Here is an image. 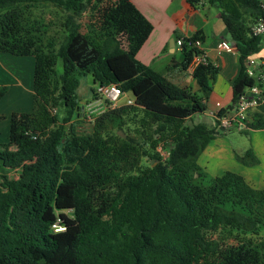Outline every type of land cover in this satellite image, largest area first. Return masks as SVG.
<instances>
[{"label":"trees","instance_id":"trees-1","mask_svg":"<svg viewBox=\"0 0 264 264\" xmlns=\"http://www.w3.org/2000/svg\"><path fill=\"white\" fill-rule=\"evenodd\" d=\"M200 1L187 0L192 7ZM239 1L254 15L251 24L218 6L240 64L233 102L253 83L244 61L259 50L261 36L249 30L263 15L260 0ZM39 2L64 13L57 48L27 17ZM151 30L130 0H0V51L35 59L33 108L10 115L8 140L0 143V264H264L263 243L246 236L258 234L264 220V189L232 171L202 183L197 158L216 130L181 123L207 109L217 70L197 65L196 91L169 80L136 58ZM196 38L200 33L182 43L181 69L198 53ZM86 75L133 98L101 113L94 132L76 119ZM7 90L0 86V98ZM137 107L141 125L154 126V138L170 133L172 146L165 160L154 155L146 168L125 175L124 164H138L137 143H117L98 129ZM251 125L264 129V108ZM237 159L256 162L250 150ZM226 201L248 213L224 208Z\"/></svg>","mask_w":264,"mask_h":264},{"label":"crops","instance_id":"crops-1","mask_svg":"<svg viewBox=\"0 0 264 264\" xmlns=\"http://www.w3.org/2000/svg\"><path fill=\"white\" fill-rule=\"evenodd\" d=\"M130 1L152 24L151 33L136 54L140 62L165 75L179 86L196 91L197 85L191 76L192 71L189 68H180L183 55L175 40L180 36H191L198 32L202 38L201 47L208 63L217 70L206 102L207 109L195 114L198 115L196 121H191L192 125L204 123L207 127L216 130L213 138L208 141L197 158L201 171L205 173L202 169L211 170V167L222 170L220 174L212 177L232 171L241 175L252 188L263 190L264 129H255L251 124L255 122L259 113L263 114L264 103L249 113L248 128L243 131L249 132L251 147L243 153L232 150L219 140V130L223 129L219 128L217 122L207 114L209 110L226 108L233 103L232 84L240 71L237 49L236 52H226L217 48V43L223 39L233 43L221 19L219 7L239 16L248 24L255 20L254 15L245 13L239 0H211V2L201 0L196 7H192L187 0ZM260 1L264 6V0ZM251 56L264 59V34L261 35L258 52ZM34 65L35 59L32 55H14L0 51V86L8 87L5 95L0 98V143L8 140L10 115L13 112H30L33 108ZM193 116L185 120H192ZM247 150L252 152L256 159L255 163L247 164L237 159V156H243ZM231 167L233 170L238 169V172L229 169Z\"/></svg>","mask_w":264,"mask_h":264},{"label":"rangeland","instance_id":"rangeland-1","mask_svg":"<svg viewBox=\"0 0 264 264\" xmlns=\"http://www.w3.org/2000/svg\"><path fill=\"white\" fill-rule=\"evenodd\" d=\"M27 17L29 20L37 21L41 29L43 30V39L44 43L47 42V39L53 38L57 44H55V48L58 47V43L63 38V28L61 26V22L64 17V13L61 9L55 7L52 4L39 2L35 6L31 7L27 12ZM88 16H83L81 18L82 25L84 26L87 22ZM84 30V29H83ZM85 31V30H84ZM55 70L57 73L61 70V61L57 60V64L55 66ZM95 84L92 81L90 75H86L80 78V85L77 89L78 93V115L77 120L81 130L86 132H94L95 131V121L96 118L107 110L110 107L105 99L96 94ZM128 100H133L132 94L130 93H122L119 99L116 102V106L126 105ZM132 104V103H131ZM135 111H129L123 118V120L114 119L108 122L104 128H99V132L102 137H111L116 140L117 143L128 142L132 143V139L137 143L139 148V156H138V164L136 166H130L127 164L123 165V169L125 170V175L137 174L142 169L146 168L154 158V155H157L162 159V154L165 156L167 152H169L170 147L172 146L171 134L166 132L163 135L153 136L154 126L151 125H141V116L142 111L140 108H135ZM55 109L51 108L50 112L55 113ZM198 115H194L192 120L182 121L183 126L192 125L191 121H196ZM216 127V126H215ZM219 140L222 143L230 147L232 150L236 152L243 153L247 148L251 147V139L248 131H238V130H219ZM161 137V138H160ZM157 143L153 146L154 140L157 139ZM157 153V154H156ZM233 170V168H229ZM236 169V168H234ZM204 178L202 179V183H207L208 179L215 174H220L222 170H216L211 167V170L208 168L202 169ZM238 172L237 170H233ZM226 209H233L236 211H241L243 213H248L247 209L241 205H236L231 203L230 201H226L222 204ZM68 215H71L70 211H66ZM246 236L250 237L253 242H262L264 245V220L260 225L258 234H246ZM262 252L264 254V246L262 247Z\"/></svg>","mask_w":264,"mask_h":264},{"label":"built area","instance_id":"built-area-1","mask_svg":"<svg viewBox=\"0 0 264 264\" xmlns=\"http://www.w3.org/2000/svg\"><path fill=\"white\" fill-rule=\"evenodd\" d=\"M263 15L260 16L251 26L249 34L252 36H261L264 34V6ZM190 36H180L175 40L177 47L181 50L182 43L185 38ZM193 46L198 49V53L193 56L189 69L192 71L199 64H207L208 59L204 53L201 45L202 40L196 38L193 40ZM217 48L226 52H236L235 44L228 40H220L217 43ZM245 72L248 77L253 79V83L244 87L236 96L235 101L232 103V107L229 108L223 114H220L219 110H209L207 114L212 117L219 128L223 130H238L243 131L248 128V116L253 110H256L264 103V59L254 58L251 55L246 57L244 61ZM94 92L101 95L104 99L110 102V107L116 106V102L122 94L119 88L113 84H95ZM132 101L128 100L127 104H131ZM162 155V160H165L168 156ZM60 229V228H58Z\"/></svg>","mask_w":264,"mask_h":264},{"label":"water","instance_id":"water-1","mask_svg":"<svg viewBox=\"0 0 264 264\" xmlns=\"http://www.w3.org/2000/svg\"><path fill=\"white\" fill-rule=\"evenodd\" d=\"M233 44H234V42H233Z\"/></svg>","mask_w":264,"mask_h":264}]
</instances>
